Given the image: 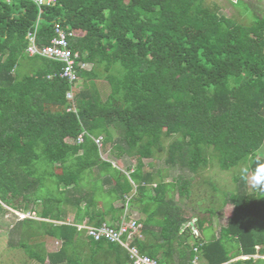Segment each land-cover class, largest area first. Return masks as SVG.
<instances>
[{
	"label": "trees",
	"instance_id": "obj_1",
	"mask_svg": "<svg viewBox=\"0 0 264 264\" xmlns=\"http://www.w3.org/2000/svg\"><path fill=\"white\" fill-rule=\"evenodd\" d=\"M56 24L73 32L69 47L89 65L73 84L48 78L62 63L26 52L28 32L36 28V44L48 45ZM263 144L264 17L241 24L205 0H57L41 8L0 0V200L40 218L18 220L0 206V223L14 220L15 246L29 259L130 264L119 245L93 241L74 224L118 222L134 207L145 218L133 244L158 264H191L195 255L200 264H264L252 257L264 253ZM102 151L135 164L124 172ZM215 156L221 170L243 169L216 206L232 205L226 224L206 236L193 216L196 236L181 230L189 221L183 198ZM148 159L164 168L144 169ZM171 169L191 176L167 181ZM41 236L57 248L28 242ZM240 256L249 258L231 261Z\"/></svg>",
	"mask_w": 264,
	"mask_h": 264
},
{
	"label": "rangeland",
	"instance_id": "obj_2",
	"mask_svg": "<svg viewBox=\"0 0 264 264\" xmlns=\"http://www.w3.org/2000/svg\"><path fill=\"white\" fill-rule=\"evenodd\" d=\"M238 2L244 4L245 6L241 4L236 5ZM205 3L209 6L217 7L220 14H223L227 17H232L241 24H250L256 18L264 17V0H205ZM253 17L254 19H252ZM21 71L26 72V68H21ZM100 85L102 87L100 90L103 92L102 97L104 98L107 94V87L103 81L100 82ZM113 134L115 136L117 135L114 131ZM209 149L210 151L214 152L212 148ZM260 152L264 153V144L262 145ZM101 156L105 160H110L113 165L124 172L128 165L133 166L135 164V160L117 157L115 153L109 154L102 151ZM211 160L212 161L210 162L209 169L195 177L194 184L190 187L188 196L183 198L182 203L183 214L189 220L186 226H190L192 232L197 235V228L194 224L196 220L193 216H196L203 221L202 226L205 228L201 232H203V234L206 236H210L214 232L218 233L220 227H223L226 224V221L232 212V205L228 203L221 209H218L216 206H219L221 203L224 193L235 190L237 183L235 185L233 178L235 175L238 176L241 174L243 169L242 166H239L231 170H221L219 168L217 156L214 158L212 157ZM148 163H152L154 169L164 168L162 160L157 161L148 159L143 160L144 169H149ZM168 173L172 175V179L170 177L166 180L173 182L180 174L183 175L184 178L191 176L188 173H182L177 169H171L168 171ZM252 183L253 180L250 179L249 184ZM213 186L217 192L212 190ZM176 190H174V193L177 192ZM177 197L178 195L176 194V200L178 199ZM152 205L154 206V204ZM211 208L215 209L216 214L210 219L209 209ZM149 209H151V207H149ZM131 214L135 219H138L140 223H142L141 218L144 219L145 217L134 207L132 209L129 208L128 215ZM72 216L73 210L71 207H68V219H71ZM156 220L160 221L161 218L158 217ZM209 221L211 222L213 228H206V226L209 224ZM13 224L14 220H2L0 223V264H39L36 261L29 259L21 248L15 246L20 240V235L19 232L13 228ZM34 241H42L48 251H52L57 248L56 242L52 238L41 236L36 239L28 240L29 243H33Z\"/></svg>",
	"mask_w": 264,
	"mask_h": 264
},
{
	"label": "built area",
	"instance_id": "obj_3",
	"mask_svg": "<svg viewBox=\"0 0 264 264\" xmlns=\"http://www.w3.org/2000/svg\"><path fill=\"white\" fill-rule=\"evenodd\" d=\"M56 1L57 0H33V2L39 8H41L42 6L52 5L56 3ZM54 33L55 36L50 40L48 45H43L39 47L35 42L36 28L33 30V32H28V45L26 48V52L29 55L38 54L62 63L61 70L58 72V74L56 75L55 73L54 75H50L48 78L58 76L59 78L67 80L70 84H73L74 82L78 81V69H89V65L79 61V54L77 52L73 53L69 47L68 38L73 35V32H68L56 24ZM72 88V90L66 93V98L69 102H72L73 100V90H75V87ZM82 137V134L79 135V141H81ZM94 141L99 148L102 147L101 136L94 139ZM0 206L9 209L10 212H12L18 220L24 218L40 219L36 217V214L33 211L18 212L12 210L8 208L1 200ZM126 212L127 210H125L124 215L118 222H102L99 225H90L86 224V222H82L80 224H74V226L77 228L78 231H84L85 236L91 238L93 241H107L112 244L119 245L128 254L130 264H158L155 258L141 254L137 246L133 244L135 239L141 240L143 238L141 232L142 225L133 216L125 218ZM185 226L186 225H184L183 228ZM183 228L181 230H183ZM196 232L198 233L197 230ZM56 245H58V242H56ZM256 249L259 250V247L256 246ZM193 250L194 252L198 251L197 248H194ZM252 257L264 258V253H258L252 255ZM246 258H249V256H240L234 260ZM191 264H200V260L197 255L193 257Z\"/></svg>",
	"mask_w": 264,
	"mask_h": 264
},
{
	"label": "crops",
	"instance_id": "obj_4",
	"mask_svg": "<svg viewBox=\"0 0 264 264\" xmlns=\"http://www.w3.org/2000/svg\"><path fill=\"white\" fill-rule=\"evenodd\" d=\"M168 178H170V177H168ZM141 218V217H140ZM145 218V217H144ZM143 219L141 218V221H142Z\"/></svg>",
	"mask_w": 264,
	"mask_h": 264
}]
</instances>
